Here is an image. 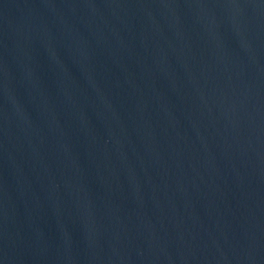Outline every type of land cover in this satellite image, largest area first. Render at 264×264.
<instances>
[{"label":"water","instance_id":"95a60500","mask_svg":"<svg viewBox=\"0 0 264 264\" xmlns=\"http://www.w3.org/2000/svg\"><path fill=\"white\" fill-rule=\"evenodd\" d=\"M0 264H264V0H0Z\"/></svg>","mask_w":264,"mask_h":264}]
</instances>
